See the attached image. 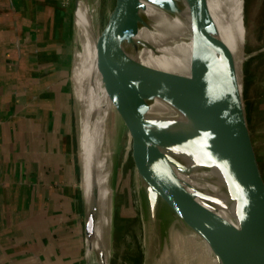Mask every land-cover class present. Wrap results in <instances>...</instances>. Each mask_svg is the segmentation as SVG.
I'll return each instance as SVG.
<instances>
[{"label": "water", "instance_id": "1", "mask_svg": "<svg viewBox=\"0 0 264 264\" xmlns=\"http://www.w3.org/2000/svg\"><path fill=\"white\" fill-rule=\"evenodd\" d=\"M79 2L75 0L76 25ZM146 2L189 23L190 75L154 70L137 59L147 44L137 38L139 24H148L141 13ZM186 8L187 17L182 14ZM243 11L245 22V2ZM99 34L96 64L115 115L130 136L147 240L154 235L157 219L159 225L165 224L167 242L173 226L206 241L215 264H264V173L246 103L242 65L246 34L239 54L241 83L208 0H116ZM156 99L176 113H151ZM96 115L94 107L91 122ZM97 151L98 140L91 136L90 191L82 187L85 264L88 242L97 264H107L97 231ZM82 171L81 159V182Z\"/></svg>", "mask_w": 264, "mask_h": 264}, {"label": "crops", "instance_id": "2", "mask_svg": "<svg viewBox=\"0 0 264 264\" xmlns=\"http://www.w3.org/2000/svg\"><path fill=\"white\" fill-rule=\"evenodd\" d=\"M71 22L65 0H0V264H85Z\"/></svg>", "mask_w": 264, "mask_h": 264}, {"label": "bare ground", "instance_id": "3", "mask_svg": "<svg viewBox=\"0 0 264 264\" xmlns=\"http://www.w3.org/2000/svg\"><path fill=\"white\" fill-rule=\"evenodd\" d=\"M212 15L220 29V36L232 52L238 77L241 81L240 49L244 44L243 0H208ZM141 11L148 24H139L137 38L146 42L137 59L154 70L177 75H190L192 69V39L188 22L170 16L158 6L146 2ZM185 8V7H184ZM77 19L76 49L73 56V80L76 101L80 110V151L83 161L82 187L90 191L89 151L91 136L98 140V182L100 216L97 231L106 250L107 264L111 258L113 231L114 191L112 188V115L114 107L105 90L101 74L97 68L98 19L90 9L88 0H80ZM189 16L188 9L182 11ZM86 22L89 23L86 24ZM105 117L110 126H104L102 117L91 122L92 110L104 105ZM88 105V107H87ZM90 107V110H88ZM151 113L173 114L176 111L156 99ZM82 118V119H81ZM83 120V121H81ZM91 128V129H90ZM91 130L93 132H91ZM92 133V134H91ZM225 216L223 212H220ZM168 242L163 239L162 229L157 219L154 222V235L148 239L146 264H215L210 247L194 232L173 226ZM85 260L97 264L94 250L87 243Z\"/></svg>", "mask_w": 264, "mask_h": 264}, {"label": "rangeland", "instance_id": "4", "mask_svg": "<svg viewBox=\"0 0 264 264\" xmlns=\"http://www.w3.org/2000/svg\"><path fill=\"white\" fill-rule=\"evenodd\" d=\"M115 1L88 0L90 9L98 19V28L101 33L106 27ZM243 2H245L243 28L244 34H246V42L242 51V65L247 91L246 103L253 141L264 173V0H245ZM65 3L70 9L72 17V43L70 44L72 51L68 58L69 65L67 67L71 74V88L74 93L76 107L75 128L80 142V110L76 101L72 77L77 34L74 16L76 6L75 0H65ZM88 110H90V107ZM104 110L105 103L98 106L97 118L102 117L104 126L109 127L110 122L106 119ZM111 127V148L113 152L111 179L114 191V213L110 264H146L148 248L147 216L139 189L136 165L132 150L129 148L130 136L127 128L114 113ZM160 226L163 239L166 241L165 224L162 223Z\"/></svg>", "mask_w": 264, "mask_h": 264}]
</instances>
